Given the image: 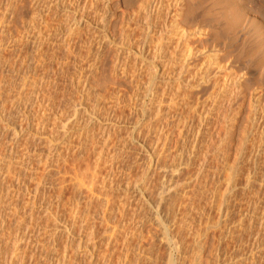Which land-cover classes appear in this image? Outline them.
Listing matches in <instances>:
<instances>
[{"label": "rangeland", "instance_id": "rangeland-1", "mask_svg": "<svg viewBox=\"0 0 264 264\" xmlns=\"http://www.w3.org/2000/svg\"><path fill=\"white\" fill-rule=\"evenodd\" d=\"M163 1L157 15L154 1L0 0V264H264L263 164L245 143L249 98L264 104L245 75L262 66L264 0ZM176 2L188 42L171 35ZM211 25L203 47L245 101L232 132L190 111L202 59L182 82L172 61Z\"/></svg>", "mask_w": 264, "mask_h": 264}, {"label": "bare ground", "instance_id": "bare-ground-1", "mask_svg": "<svg viewBox=\"0 0 264 264\" xmlns=\"http://www.w3.org/2000/svg\"><path fill=\"white\" fill-rule=\"evenodd\" d=\"M136 1V0H135ZM142 0H140L141 2ZM153 1L154 2H157L155 0H144L143 3L141 4V8L143 10H151L150 7L151 5H153ZM163 0H158V10H156V6H155V10L158 12L157 15L160 14V12L162 11L161 7L163 6L164 1L162 2ZM175 2V1H174ZM182 2V1H181ZM173 3V2H172ZM177 3V2H176ZM184 3V1H183ZM171 4V3H170ZM160 5V6H159ZM180 3L178 5V3L175 6V12H172L173 15L172 17L174 18L173 21H172V24H170V26L172 27L171 30H173L171 32V35L172 37H175V36H179V38L182 37V40H185V42H188V35H186L185 31H181V29L183 30V28H181L179 30V27L178 25H181V24H178V21H179V18H181L180 16L181 13H182V7H180ZM153 7V6H152ZM151 7V8H152ZM171 7V6H170ZM148 8V9H147ZM173 8V7H172ZM154 9V8H152ZM171 9V8H170ZM139 10V9H138ZM154 10V11H155ZM161 10V11H160ZM230 11H225L223 16H224V20L227 22V25L230 24V28H234L236 27V22H238L237 24H239L240 22V19H236V18H239L236 14H235V10L234 9H228ZM140 11V10H139ZM146 11V25L147 27L150 29L151 27V22L149 20H151V16L150 15H147ZM153 11V10H152ZM134 12V11H133ZM137 12V11H135ZM134 12V13H135ZM168 13V12H167ZM136 14V13H135ZM138 15L140 14L139 12L137 13ZM136 14V15H137ZM144 14V13H142ZM133 15V14H132ZM153 16V15H152ZM237 16V17H236ZM236 17V18H235ZM183 18V17H182ZM144 19H145V16H144ZM236 19V21H235ZM238 20V21H237ZM137 21V20H135ZM152 21V20H151ZM182 21V20H181ZM246 21V22H245ZM244 21V23L246 24L245 27H249L253 24H258V22L256 23V20L255 21H252L251 18L250 19H247ZM252 21V22H251ZM145 23V22H144ZM183 24V23H182ZM242 24V22L240 23ZM239 24V25H240ZM236 25V26H235ZM262 25L264 26V23H262ZM139 26V25H138ZM184 26V25H182ZM123 27V26H122ZM125 27V26H124ZM216 25H211L209 27H201L198 29V31L196 32H200V36L202 37L203 39V42H202V47H203V44L205 43V41L207 40V38L209 37L208 35H212L215 30H216ZM228 27V26H227ZM228 27V28H229ZM240 27V26H239ZM244 27V25H243ZM170 28V27H169ZM124 29V28H123ZM166 29V28H165ZM240 30L242 29L239 28ZM238 29V30H239ZM247 29V28H246ZM127 30V29H126ZM170 30V29H169ZM237 30V33L240 34L241 32H238ZM243 30V29H242ZM131 31V30H130ZM128 32V31H127ZM144 32V31H143ZM181 32H183V35L181 36ZM195 32V33H196ZM244 32V30L242 31V33ZM189 33V32H187ZM197 33V34H198ZM211 33V34H210ZM186 37H185V35ZM125 35V34H124ZM242 35V34H241ZM153 36V35H152ZM169 36V35H168ZM199 36V35H198ZM199 36V38H200ZM112 37V36H110ZM167 37V35H166ZM179 38L177 39V41H179ZM211 38V37H210ZM208 38V39H210ZM167 39V38H166ZM169 40V39H168ZM172 40V39H171ZM175 40V39H174ZM199 40V39H198ZM135 41V40H134ZM158 41V40H157ZM202 41V40H201ZM200 41V42H201ZM160 42V41H159ZM158 42V43H159ZM169 42V41H168ZM172 42V41H171ZM177 43V42H176ZM194 43V42H193ZM185 44V43H184ZM171 45V44H170ZM175 45V44H173ZM172 45V46H173ZM182 45V44H180ZM100 46V45H99ZM177 46V45H176ZM263 46V48H262ZM262 46L260 47V49L262 48V53H263V57H264V45L262 43ZM159 47V46H158ZM197 47V46H196ZM195 46H191V44L189 45V43H187V46H184L185 49V52L180 53V56H176L174 55V58L172 59L173 61V64L174 63H181V69H182V72L179 75V77L177 78V81H181L183 80V74L186 72L187 70V67L188 65H190V62L193 61L195 58H201L202 59V65L200 67L201 71H200V74L198 76V79L196 81V85L194 86L195 88V91H197L198 93L201 92V94H203V98L201 99L200 97L197 99L199 101H197L198 103H194L195 105L194 106H191V109L190 111H193L192 114L194 112H196L199 116L198 117H201V119H203L204 121H206L207 123V120H209L210 118H213L214 114H220L223 118V123H224V127L226 128L225 130H227L229 127L231 129L235 128V127H232V125L234 126V124L238 121L239 117L241 116V114L243 113V109H244V105H245V101L243 102H239L240 101V97L239 96H235L232 92V89L237 85V82L233 79H231L232 76V73L231 74H224L226 75L225 76V80L224 82H222L221 80H219L221 77H223V73H226L225 71L223 72V68L220 66V62L218 61L217 57H216V53L212 50H210L209 46H204L201 50L200 49H197ZM157 48V47H156ZM163 48V47H162ZM175 48V47H174ZM180 50H183V46L179 47ZM71 50V49H70ZM126 51V50H125ZM171 51V50H169ZM174 51V50H173ZM261 51V50H260ZM131 52V51H130ZM163 52V51H162ZM161 52V53H162ZM176 53V51H175ZM179 54V53H178ZM161 55V54H160ZM173 55V54H172ZM177 57V58H175ZM171 58V57H170ZM154 60V59H153ZM171 62V61H170ZM120 63V62H119ZM168 63V62H167ZM172 64V63H171ZM133 65V64H132ZM120 66V65H119ZM123 66V65H122ZM173 66H177L176 65H173ZM180 66V64H179ZM191 66V65H190ZM130 68V67H129ZM133 68V67H132ZM189 68V67H188ZM120 69V68H119ZM174 68H172L173 70ZM246 70V69H245ZM248 70V69H247ZM189 71V70H188ZM191 71V70H190ZM227 71V70H226ZM178 72V70H177ZM245 72V71H244ZM255 72V71H254ZM252 72L251 70H248L245 75L249 74V75H253L252 77H254L255 75H259V78H258V92L261 94L262 97H264V58H263V61H262V66L257 69V71L254 73ZM157 73V72H156ZM189 73V72H188ZM229 73V72H227ZM179 74V73H178ZM186 74V73H185ZM172 75V73H171ZM173 76V75H172ZM177 76V75H176ZM194 76V75H193ZM197 76V75H196ZM186 77V76H185ZM188 77V76H187ZM195 77V76H194ZM75 78V77H74ZM108 78V77H107ZM224 78V77H223ZM111 79V78H110ZM235 79V77H234ZM113 80V79H112ZM115 80V79H114ZM117 80V79H116ZM190 80V79H189ZM76 81V80H75ZM95 81V80H94ZM93 81V82H94ZM108 81V80H107ZM184 81V80H183ZM186 81V80H185ZM191 81V80H190ZM193 81V80H192ZM221 81V82H220ZM113 82V81H112ZM111 82V83H112ZM117 82V81H116ZM89 83H91L89 81ZM88 83V84H89ZM97 83V82H96ZM115 83V82H113ZM190 83V82H189ZM105 84V83H104ZM158 84V83H157ZM174 84V83H172ZM193 84V83H192ZM78 85V84H77ZM87 85V83H86ZM91 85V84H90ZM112 85V84H111ZM184 85V84H183ZM194 85V84H193ZM89 86V85H88ZM92 86V85H91ZM102 86V85H101ZM157 86V85H156ZM174 86V85H173ZM182 86V84H181ZM90 87V86H89ZM93 87V86H92ZM154 87V86H153ZM177 87V86H175ZM108 88V87H107ZM188 88V87H187ZM88 90V89H87ZM210 90V92L208 93V91ZM33 91V90H32ZM175 91V90H174ZM35 92V91H34ZM188 92V90H187ZM186 92V93H187ZM32 93V92H31ZM177 93V91H176ZM175 93V94H176ZM178 93H179V90H178ZM185 93V92H184ZM196 93V94H198ZM34 94V93H32ZM39 94V93H38ZM165 94V93H164ZM189 94V93H188ZM105 95V94H104ZM158 95V94H157ZM174 95V94H173ZM181 95V96H180ZM195 95V94H194ZM36 96V95H34ZM45 96V95H44ZM153 96V95H152ZM171 96V95H170ZM175 98H171L173 96H171V100L170 102L172 104H170L171 106L173 105L174 107L177 106L176 102H177V99L179 98V96L181 97V99L183 101L185 100H188L187 99V96L185 94H182L181 92L178 94V95H174ZM196 96V95H195ZM43 97V96H42ZM191 97V96H190ZM34 99V98H33ZM37 99V97H36ZM157 99V98H156ZM191 99V98H190ZM79 100V99H78ZM116 100V99H115ZM41 101V100H40ZM192 101V100H191ZM194 101V100H193ZM196 101V100H195ZM28 102V101H27ZM186 103V102H184ZM189 104V103H188ZM82 105V104H81ZM181 105V104H180ZM179 105V106H180ZM192 105V104H191ZM79 106V105H78ZM117 106V105H116ZM248 106H249V110H248V114H247V117H246V120H247V125H248V132H247V135H246V139H245V143L249 144L250 146V149L252 150L251 155L248 153L249 155V162H262V166H263V170L261 168V173H263V176H264V104L262 103H259L258 102V99L256 98V96L253 94L250 98H249V103H248ZM187 109V108H186ZM175 111V110H174ZM182 111V110H181ZM185 111V110H184ZM105 112V111H103ZM167 113V112H166ZM180 113V112H179ZM185 113V112H184ZM102 115V114H101ZM115 115V114H114ZM121 117V116H120ZM61 118V117H60ZM172 118V117H171ZM110 119V118H108ZM189 119V118H188ZM183 120V119H182ZM186 120V119H185ZM184 120V121H185ZM203 120L201 122H203ZM193 121V120H192ZM183 122V121H182ZM205 123V122H204ZM205 123V124H206ZM205 124H203L202 126H204ZM74 125V124H73ZM182 125V124H181ZM184 125V123H183ZM69 126V125H68ZM201 126V125H200ZM184 127V126H183ZM67 128V127H66ZM162 128V127H161ZM193 128V127H192ZM229 128V130L231 131V129ZM177 129V128H176ZM180 129V128H179ZM200 129V128H199ZM185 130V129H184ZM181 131V130H180ZM228 131V130H227ZM198 132V131H197ZM232 132V131H231ZM117 133V132H116ZM179 133V132H178ZM177 133V134H178ZM92 134V133H91ZM160 134V133H159ZM158 134V135H159ZM181 134V132L178 134V136ZM115 135V134H114ZM140 135V134H139ZM231 135V134H230ZM182 136V134H181ZM185 136V135H184ZM227 136V135H226ZM92 138V137H91ZM187 138V137H185ZM69 139V138H68ZM165 139V138H164ZM88 140V139H87ZM120 140V139H119ZM127 140V139H126ZM233 140V139H232ZM92 141V140H91ZM178 141V140H176ZM109 142V141H108ZM125 142V141H124ZM170 142V141H169ZM68 143V142H67ZM86 143V142H85ZM96 143V142H95ZM178 143V142H177ZM91 144V143H89ZM100 145V144H99ZM177 146V145H176ZM247 146V145H246ZM84 147H86L84 145ZM67 148V147H66ZM249 148V147H248ZM85 150V149H84ZM103 150V149H102ZM243 150H241L239 152V156L240 158L242 157L243 155ZM99 152V151H98ZM249 152V150H248ZM102 155V154H101ZM227 155V153H226ZM247 155V154H246ZM247 155V157H248ZM60 156V155H59ZM99 156V155H98ZM245 158V159H248V158ZM117 158V157H116ZM237 160H239V157H236ZM2 160V159H1ZM101 162V161H100ZM99 162V163H100ZM111 162V161H110ZM117 162V161H116ZM257 163V162H256ZM255 163V164H256ZM11 164V163H10ZM254 164V163H253ZM258 164V163H257ZM2 165V164H1ZM77 165V164H76ZM113 165V164H112ZM6 166V165H5ZM79 166V165H78ZM98 167V166H97ZM96 167V168H97ZM259 167V166H258ZM261 167V166H260ZM259 167V168H260ZM6 168H9L7 170H10V165H8V167L6 166ZM80 168V166H79ZM87 169V168H86ZM84 169V170H86ZM91 169V168H90ZM252 169V168H251ZM258 169V168H257ZM6 170V169H5ZM80 170V169H79ZM93 170V169H92ZM253 170V169H252ZM82 171V170H81ZM87 171V170H86ZM97 171V170H96ZM254 171V170H253ZM259 171V170H258ZM7 173V172H6ZM5 173V175H6ZM85 173V172H84ZM82 172V174H84ZM88 173V172H87ZM86 173V174H87ZM249 173V172H248ZM8 174V173H7ZM10 174V173H9ZM1 175V174H0ZM256 175V173L254 174ZM84 176V175H83ZM251 176V175H250ZM77 177V176H76ZM86 175H85V179H86ZM81 179V178H80ZM83 179V178H82ZM84 179V180H85ZM263 179V178H262ZM261 179V180H262ZM73 180V179H72ZM264 180V179H263ZM94 182V181H93ZM262 182V181H261ZM264 182V181H263ZM1 183V182H0ZM63 183V182H62ZM14 184V183H13ZM80 184V183H79ZM78 184V185H79ZM93 184V183H92ZM264 184V183H263ZM89 185V184H88ZM5 186V185H4ZM82 186V185H81ZM264 186V185H263ZM7 187V186H6ZM76 188H79V187H76ZM1 190V189H0ZM3 190V189H2ZM62 190V189H61ZM2 192V191H1ZM40 192V190H39ZM96 192V191H95ZM41 194V193H40ZM90 194V193H89ZM2 199V197L0 198ZM1 201V200H0ZM60 201V200H59ZM2 202V201H1ZM64 204V203H63ZM76 204V203H75ZM3 206V205H2ZM79 209V208H78ZM71 212V211H70ZM79 212V211H78ZM12 213V212H11ZM59 215V214H58ZM69 215V214H68ZM67 215V216H68ZM78 215V214H77ZM79 216V215H78ZM77 217V216H76ZM57 218V217H56ZM76 220V219H75ZM254 221V220H253ZM5 222V221H4ZM37 222V221H36ZM55 222V221H54ZM55 224V223H54ZM53 224V225H54ZM67 224V223H66ZM65 224V225H66ZM84 224V223H83ZM246 224V223H245ZM46 226V225H45ZM262 226H264L262 224ZM2 227V226H1ZM48 227V226H47ZM55 227V226H54ZM51 228V227H50ZM53 229V228H52ZM84 229V228H83ZM27 230V229H26ZM29 230V229H28ZM92 230V229H91ZM45 231V230H44ZM47 231V230H46ZM236 231V230H235ZM43 234V233H42ZM50 234V233H49ZM258 235V234H257ZM53 236V235H52ZM94 237V236H93ZM152 241V240H151ZM40 243V242H39ZM52 247V246H51ZM70 247V246H69ZM46 248V247H45ZM78 248V247H77ZM93 248V247H92ZM51 249V248H50ZM64 249V248H63ZM25 251V250H24ZM58 251V250H57ZM144 251V250H143ZM130 252V251H129ZM46 253V252H45ZM250 253V252H249ZM252 253V252H251ZM134 255V254H133ZM248 255V254H247ZM58 256V255H57ZM64 256V254H63ZM236 257V256H235ZM238 257H240L238 255ZM56 258V257H55ZM65 258V257H64ZM252 258V263L253 264H257L258 262V259H257V256H254L252 255L251 256ZM60 259V258H59ZM75 259V258H74ZM237 259V258H236ZM241 259V258H240ZM62 260V259H61ZM238 260V259H237ZM236 260V261H237ZM63 261V260H62ZM235 262V261H234ZM239 262V261H238ZM23 263V262H22ZM70 264V263H69ZM235 264V263H234Z\"/></svg>", "mask_w": 264, "mask_h": 264}]
</instances>
